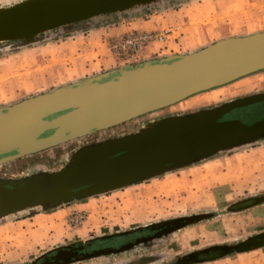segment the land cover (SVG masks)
Segmentation results:
<instances>
[{"label": "water", "instance_id": "1", "mask_svg": "<svg viewBox=\"0 0 264 264\" xmlns=\"http://www.w3.org/2000/svg\"><path fill=\"white\" fill-rule=\"evenodd\" d=\"M187 0H23L0 7V45L15 51L147 16ZM264 71V31L228 37L196 52L124 66L0 107V167L125 125L192 97ZM264 104V92L195 112L149 121L134 132L84 144L58 170L0 178V223L19 213L49 212L187 169L264 143V118H232ZM256 207L264 195L252 197ZM232 212L228 209V213ZM200 213L164 222L165 234L215 218ZM131 231L98 237V240ZM78 254L59 250L23 264H75L127 251ZM226 246V247H223ZM264 247V232L214 246L223 255ZM82 248H79L81 250ZM197 259L193 258L192 261ZM209 259L208 261H211ZM190 263L183 259L176 264ZM198 263H204L198 262Z\"/></svg>", "mask_w": 264, "mask_h": 264}, {"label": "rangeland", "instance_id": "2", "mask_svg": "<svg viewBox=\"0 0 264 264\" xmlns=\"http://www.w3.org/2000/svg\"><path fill=\"white\" fill-rule=\"evenodd\" d=\"M21 1L0 0V7ZM205 1L187 0L174 7L165 4L164 9L147 16L173 14L182 9L183 20H186L172 37L180 43L174 48L177 53H193L228 37L264 31V0H231L225 4H222L225 0H220L221 6ZM169 29L172 27L163 31ZM96 32L98 30L15 51H7L6 45H0V107L82 80L104 67L110 71L139 64L143 59L144 53L137 61L117 60L110 50L109 40L105 41L106 35ZM87 34L91 36L84 38ZM156 44L163 50L164 44ZM263 92L264 71L114 129L4 165L0 167V178L27 176L40 169L55 171L66 163L72 151L84 144L134 132L149 121ZM260 106L253 118L245 120L247 123L264 118V104ZM242 115L243 111L233 114L234 117ZM260 195H264V143L49 212L35 209L11 216L0 223V264L32 262L59 247L200 213H216L217 216L167 238L158 249L167 261L208 247L240 243L264 232V203L238 211L232 207L234 203ZM228 209L232 212L228 213ZM123 256L128 254L75 264H117ZM204 264H264V247Z\"/></svg>", "mask_w": 264, "mask_h": 264}, {"label": "flooded vegetation", "instance_id": "3", "mask_svg": "<svg viewBox=\"0 0 264 264\" xmlns=\"http://www.w3.org/2000/svg\"><path fill=\"white\" fill-rule=\"evenodd\" d=\"M249 112L250 111L248 110L244 111L242 116H232V118H240L245 121L247 120V118L244 117V115L249 114ZM254 203L255 201L246 200L239 203H234L235 205H233L232 208L233 210L238 211L241 209L248 208L254 205ZM164 222L152 224L135 230H130V234L127 235L115 236L109 239L102 240L91 239L86 243H77L70 246L59 247V250L71 251V253L85 254L101 250H119L123 246L131 245L130 248L125 252L105 256V258H107L111 256H120L128 254V256H123L122 259L117 262V264H176L178 260H182L183 262V259L190 262L187 264H204L213 261L215 262L220 259L239 254L236 250H229L226 251L223 255H221L220 251H216L213 249L214 247H208L182 256H177L174 260L167 261L166 258L163 256V253L158 251V249L163 244V242L174 233H163L167 228V226L164 225ZM79 248L82 249L79 250ZM58 251L52 250L46 253L45 257L41 260L40 263L44 262L45 260H52L58 254ZM193 258H196L197 260L192 261ZM209 259L212 260L208 261ZM202 261H204V263H198Z\"/></svg>", "mask_w": 264, "mask_h": 264}, {"label": "crops", "instance_id": "4", "mask_svg": "<svg viewBox=\"0 0 264 264\" xmlns=\"http://www.w3.org/2000/svg\"><path fill=\"white\" fill-rule=\"evenodd\" d=\"M216 2L219 4V6H221L222 4H225L226 2H230L231 0H225L224 3L220 4L221 1L223 2V0H206L205 2ZM207 4V3H206ZM206 6V5H205ZM182 9H179L178 11H174L173 14H160V15H155V16H145V18H136V19H132L129 21H123V23H120L118 26H113V27H107V28H103L98 30L99 34L102 35H106V40L108 41L109 39L112 38H116L119 37L121 35H124L126 33H130V32H136V31H163L165 28H169L172 27L173 30V34L169 36V39L162 43L163 45V50L158 49L157 44H153L152 46H150L143 55V59L141 61H139L140 63L143 61H148V60H156V59H160L164 56H168V55H174V54H184V53H188V52H179L177 53L175 51V47H177L178 45H180L179 42L175 41L174 39H172L173 35L176 33V31L179 29L178 26L181 25V23L183 21H185L186 19L183 20L182 17ZM167 16L166 19H164V17ZM171 16V17H170ZM186 23V22H184ZM175 26L177 27V29L175 28ZM191 29H193V27L190 26ZM91 36V34H87L86 36H83L84 38H87ZM159 45V44H158ZM192 52V51H189ZM84 56H89V54H85ZM81 59V58H78ZM131 65V64H130ZM116 66V63L115 65ZM113 66V67H114ZM126 66V65H125ZM111 69V67H109ZM107 67H104L101 69V71L107 72ZM99 71H95V73H91L88 77H92L95 76L97 74H100L101 72ZM86 77V78H88ZM84 78V79H86ZM174 107V106H173Z\"/></svg>", "mask_w": 264, "mask_h": 264}, {"label": "built area", "instance_id": "5", "mask_svg": "<svg viewBox=\"0 0 264 264\" xmlns=\"http://www.w3.org/2000/svg\"><path fill=\"white\" fill-rule=\"evenodd\" d=\"M173 30L166 31H136L109 39L108 45L117 60L130 62L137 61L153 44L164 43Z\"/></svg>", "mask_w": 264, "mask_h": 264}, {"label": "bare ground", "instance_id": "6", "mask_svg": "<svg viewBox=\"0 0 264 264\" xmlns=\"http://www.w3.org/2000/svg\"><path fill=\"white\" fill-rule=\"evenodd\" d=\"M252 35V34H251ZM169 39V38H168ZM222 40H224V39H222ZM221 41V40H220ZM218 42V41H217ZM137 65V64H136ZM127 66H130V65H127ZM83 80V79H82ZM80 81V80H79ZM73 83V82H72ZM70 84V83H69ZM220 89V88H219ZM216 90V89H215ZM182 103V102H181ZM180 104V103H179ZM178 105V104H177ZM176 106V105H175ZM212 160V159H211ZM211 160H209V161H211ZM207 162V161H206ZM205 163V162H204ZM202 164V163H201ZM239 254H243V253H239Z\"/></svg>", "mask_w": 264, "mask_h": 264}]
</instances>
